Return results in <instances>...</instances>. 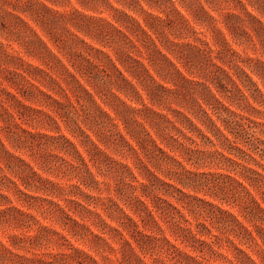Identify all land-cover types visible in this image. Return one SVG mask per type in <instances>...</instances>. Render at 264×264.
<instances>
[{
	"label": "clouds",
	"instance_id": "clouds-1",
	"mask_svg": "<svg viewBox=\"0 0 264 264\" xmlns=\"http://www.w3.org/2000/svg\"><path fill=\"white\" fill-rule=\"evenodd\" d=\"M261 25L264 0H0V264H264ZM48 59L85 94L10 83Z\"/></svg>",
	"mask_w": 264,
	"mask_h": 264
},
{
	"label": "trees",
	"instance_id": "trees-1",
	"mask_svg": "<svg viewBox=\"0 0 264 264\" xmlns=\"http://www.w3.org/2000/svg\"><path fill=\"white\" fill-rule=\"evenodd\" d=\"M155 26L156 25L153 24V27H155ZM258 31L260 32L261 35H264V25L258 26ZM139 35H140V39L143 41L144 45H147L149 47L152 46L153 42L147 36L146 32H141V33H139ZM218 40L221 43V45L225 48V51L227 54L229 50L227 49V45L225 43V38L223 36H218ZM262 46H264V45H262ZM40 51H41V55L47 57V53H45L42 49ZM190 58L191 59H200V60H203L205 63H208L207 58L205 56H202L201 54H199L197 52H193L191 54ZM46 62L48 64L47 70H41L39 72V74H37V75H34L32 70H29L27 75L23 78V80L21 82H17V78H16L17 74L12 73L8 77L10 83L13 85V87L17 91H21V83H23L25 85H29L31 83V81L44 82V81H48L49 77L51 76V78L56 81V84H54L53 86L57 87L58 91H62L63 95L65 97H67L68 100H75L77 95L83 96L85 94V91L80 86H78L77 84L73 83V84L69 85L66 83V81H68L70 79V77L67 74L61 75V73H64V68L61 65L52 62L51 59H48ZM75 62L78 66V72L76 73V75L84 74V75L91 77V75L94 74L95 70H94V68L92 66V62L90 60H86L85 58H81V59L76 60ZM157 62L158 63L160 62L158 57H157ZM127 64H128L131 71L137 73L138 75H140L145 80L148 79V74L145 72L143 67L139 66L138 64H134L131 59H127ZM21 70H23V69H21ZM262 70H264V66H262ZM112 72H113V75H120L117 73V71L114 68L112 69ZM209 75L214 76L215 73L212 72L211 70H209ZM190 87H194V85L184 83V88H190ZM40 92H41V94L46 95L45 93H43L42 89H40ZM2 94H3V92H0V95H2ZM21 95H23L22 91H21ZM8 96L11 98V102L20 103L19 101L16 100V98L14 96H12L11 93H9ZM48 102L52 103L53 106L56 107L57 112L62 111V109L60 107L56 106V102L54 100V97H48ZM113 103L115 106L118 107V105L116 104L115 101H113ZM20 111H22L26 117H32L36 113L39 112V109L30 111L28 109L27 105H22L20 107ZM149 117L153 120H157V119L163 120L164 119V117H162V116H152L151 113H149ZM133 134L142 140V143L145 147H148L150 145L151 142L148 139V136L150 134H145L142 129H138V128H133ZM139 146L140 145H138V147ZM151 147L157 148L158 146H156L154 143H151ZM160 151L162 152L163 150L161 149ZM150 179H152L154 182H156L158 180V178H156L154 176V174L150 175ZM137 207L138 208H144L145 210H147L146 205H144L142 202L139 203L137 205ZM251 211L253 214H255L258 210L255 207H252ZM261 215H264V213H261ZM150 219L155 221L156 218L150 217ZM127 223L129 225H132L134 222L131 220V218H128Z\"/></svg>",
	"mask_w": 264,
	"mask_h": 264
},
{
	"label": "rangeland",
	"instance_id": "rangeland-1",
	"mask_svg": "<svg viewBox=\"0 0 264 264\" xmlns=\"http://www.w3.org/2000/svg\"><path fill=\"white\" fill-rule=\"evenodd\" d=\"M72 264H77V262H76V261H73V262H72ZM85 264H87V262H86V261H85Z\"/></svg>",
	"mask_w": 264,
	"mask_h": 264
}]
</instances>
